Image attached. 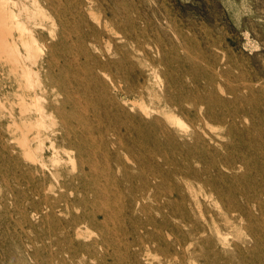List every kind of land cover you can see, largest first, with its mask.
<instances>
[{
    "label": "rangeland",
    "instance_id": "1",
    "mask_svg": "<svg viewBox=\"0 0 264 264\" xmlns=\"http://www.w3.org/2000/svg\"><path fill=\"white\" fill-rule=\"evenodd\" d=\"M83 8L84 15L97 28L101 27L98 22L104 23L111 17L112 29L107 30L106 37L99 36L98 49H93V53L104 61H116L105 68V73L99 68L98 71L118 105L130 111V105L119 100V95L132 89L140 70L142 78L162 83V87L159 83L156 85L158 92L182 82L191 84L185 92H190L189 89L211 91V119L197 124L193 114L179 113L182 131L187 135L172 143L161 140L172 155V163L159 159L168 180V185L161 188L166 190L174 184L186 200L190 198L186 197L189 195L187 185L197 190L202 214L190 201L186 203L192 221L206 227L205 255L197 258L196 264H264V215L252 223V228L247 226V220L239 219L238 224L224 228L227 240L218 241L209 228L214 226V220L218 223L222 217L224 201L216 194H206L207 186H202V181L190 174V169L198 170L203 166L198 155L228 156L237 161L234 169L223 168L221 174L213 176L216 186L227 190L225 199L233 198L230 188H248L254 196L257 194L254 188L264 190V0H91V12L86 5ZM39 18L49 27L54 23L56 32L60 31L56 9L45 7V15ZM127 30L139 37L137 43L139 41L144 49L139 51L141 62L136 63L139 71L131 68L121 53L124 49L131 51L130 46L124 45L123 33ZM43 33L46 35L41 43L46 51L47 45L58 38L56 35L51 39L46 29ZM25 37L29 39L30 34L25 33ZM66 46H74L72 39L69 38ZM35 52L43 56L42 50L34 48ZM32 57L26 58L30 67L34 65ZM93 64V60L89 62ZM11 67V63L0 57V264H93L95 253L91 243L98 238V227L92 223L84 227L82 237L73 239L72 243L66 242L61 232L63 224L81 216L83 208L89 210L87 216L91 217L93 203L105 204L111 210L112 216L106 225L114 239L109 246L111 264H167V244L178 233L177 227L186 228L180 221L186 206L179 198V191L174 190L172 196L175 215L165 222L158 220L159 231L151 230V234H146L139 228L140 224L149 214L159 215L148 199L147 210L142 211L135 205L130 212L125 207L126 200L130 199L128 191L137 190L145 178L139 174L141 169L132 155H120L121 169H115L117 178H113L107 169L108 162L100 157L89 158L84 146V169L96 180L87 181L83 187L97 181L103 192L96 196L95 202L96 197L89 191L85 207L59 200L60 193L70 199L75 197L68 188L60 187L64 175L53 176L46 171L47 180L43 181L37 164L23 155L19 130H11L9 112L13 110L18 118L16 92L21 88ZM88 86L91 92L98 90L94 81ZM134 96L133 93L128 96L130 102L135 100ZM112 121L120 125L118 130L123 133L126 132L124 126L129 125L131 129L133 123L126 116L120 119L118 115L112 117ZM195 130L200 132L198 137L202 142L196 139ZM96 133L99 134L97 130ZM124 143L135 150L130 137L125 136ZM147 158L142 159L146 167L149 166ZM50 184V192L34 191ZM45 195L49 202L44 200ZM262 197L264 200V193ZM255 213L261 214L260 210ZM135 242H145L146 246L139 249ZM70 254L75 255L73 260Z\"/></svg>",
    "mask_w": 264,
    "mask_h": 264
},
{
    "label": "bare ground",
    "instance_id": "2",
    "mask_svg": "<svg viewBox=\"0 0 264 264\" xmlns=\"http://www.w3.org/2000/svg\"><path fill=\"white\" fill-rule=\"evenodd\" d=\"M85 5L91 12V0H0V57L12 64L11 71L16 72L21 87L16 92L19 119L13 110L9 112L12 118L11 130H19L23 155L26 160L37 164L36 169L43 181L47 180L48 174L64 175L60 187L68 188L75 197L70 199L65 193H60L58 199L76 207L87 206L89 191L95 197L103 192V187L97 181L83 187L87 181L96 180L84 169L83 165L86 162L83 158L84 146L89 158L95 160L100 157L108 162L107 169L113 178H117L115 169H121L120 155H132L141 169L139 174L145 178L137 190L128 191L130 199L129 202L126 200L125 207L131 212L134 211L135 205H138L143 211L149 206L146 199L153 202V210L159 216L149 214L139 227L146 234H151V230L159 231L158 220L165 222L167 218L175 215L172 196L174 190L179 191V198L186 206L185 208L183 205L185 211L181 214L180 221L186 228L184 230L177 227L178 233L171 243L167 244L165 240L169 248L165 260L167 264H196L197 258L205 255L203 234L206 227L202 228L192 221L186 203L190 201L189 204L193 207H200L197 190L187 185L189 195L185 196L190 198L186 200L182 197V191L174 184L169 185V189H162V185H168V180L159 159L161 158L164 163H172L168 146L162 145L161 140L172 143L187 135V132L182 131L179 113L193 114L197 124L203 119L213 117L209 112L211 91L207 90V93H204L201 90L189 89L190 92H185L184 90L191 84L182 82L158 92L156 85L159 82L151 83L142 78L143 72L140 70L141 74L132 89L119 95V100L130 105V111L125 106L118 105L108 92V87L98 71L99 68L105 73V68L116 61L111 59L104 61L93 53V49H98L99 36L106 37L107 32L112 29V23L109 21L111 17H107L105 24L98 22L101 27L97 28L84 15ZM45 7L58 11L61 24L59 32H56L54 23L53 27H49L39 18L45 15ZM69 14L71 16L66 17ZM45 29L51 39L56 35L58 38L53 44H45L46 51L41 43V39L46 35L43 33ZM25 33L30 34L29 39L25 37ZM69 38L72 39L73 47L66 46ZM123 38L126 40L124 45L131 47V51L124 49L121 52L124 55L123 59L130 62L131 68L138 70L136 63L141 62L139 51L144 50L138 44L139 41L137 43L139 37L127 30L124 31ZM34 48L42 50L43 56L42 53H33ZM30 56H34V60L31 61L34 65L31 67L26 61ZM92 60L94 64L91 66L89 62ZM90 81L97 85V91H90L88 86ZM158 85L162 87V83ZM132 93L135 100L130 102L128 96ZM117 115L120 119L126 116V119L132 120L131 129L129 125H125V133L118 130L120 125L112 121V117L115 118ZM96 130L99 132L98 135ZM194 133L196 139L202 142L198 137L200 132L195 130ZM125 136L130 137L135 150L124 143ZM144 157H148V167L143 166ZM197 159L203 166L198 170L190 169V174L202 181V186H207L206 194H216V197L221 198L225 204L224 210L221 211L222 217L218 219V223L213 221L214 226L209 228L210 232L213 230L217 240L225 242L227 236L224 235V228L238 224L239 219L247 220V226L251 225L252 228V223L258 222L259 216L264 215L262 210L264 190L253 187L254 191H257L254 196L250 194L248 188H230L234 195L231 200H227L224 198L227 190L223 186L217 187L213 176L221 174L223 168L234 169L236 159L221 155L213 157L212 154H203L202 157L198 155ZM77 170L79 173H75ZM221 177L224 178L223 174ZM51 190L52 184L42 185L34 191L40 194ZM44 200L49 202L47 195L44 196ZM96 200L97 197L95 202ZM92 208L91 217L87 216L89 210L83 208L86 210L85 214L83 211L77 219L63 224L61 231L63 239L72 243L73 239L82 237L84 227L88 228L91 223L95 224L98 227V238L91 243V250L95 253L93 264H111L108 261V257H112L109 246L114 239L106 228L107 220L112 216L111 210L101 203H93ZM255 210H260L261 214L256 215ZM200 213L202 214L201 211ZM173 228L170 226V229ZM135 243L139 245V249L146 246L145 242ZM101 250L103 253L99 252ZM70 255L69 258L73 260L75 255Z\"/></svg>",
    "mask_w": 264,
    "mask_h": 264
}]
</instances>
